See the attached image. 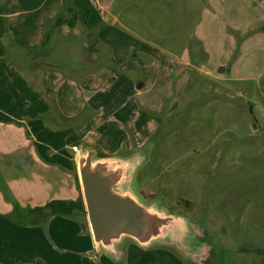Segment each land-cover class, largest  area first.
<instances>
[{"label":"rangeland","instance_id":"rangeland-1","mask_svg":"<svg viewBox=\"0 0 264 264\" xmlns=\"http://www.w3.org/2000/svg\"><path fill=\"white\" fill-rule=\"evenodd\" d=\"M204 1L106 0L102 7L107 5V16L94 4L88 22L87 7L79 6L77 31H89L97 49L107 43L113 51V64L97 63L94 71L102 72L97 80L113 78L112 91L121 97H115L111 107L131 108L136 105V99H129L132 95L139 97L144 111L140 123L130 122L129 128L118 114L109 120L113 124L105 125V108L95 113L87 106L63 123L92 134L98 125L94 132L101 138H91L109 144L124 133L134 139L137 129L147 137L121 189H129L149 211L182 221L177 225L173 220L175 225L154 234L158 236L149 245H139L165 251L160 255L170 264L174 255L182 264H261L264 256L243 250L264 249V72L253 84H221L212 70H198V59L205 54L195 28ZM112 18L117 22L111 25ZM55 44L58 41L51 46ZM78 46L61 44L58 52L70 56ZM145 49L153 52L150 60L141 55ZM185 52L193 58L192 72L179 88L170 77L174 72L183 75L179 69ZM138 82H144V88L136 90ZM74 172L77 175L76 168ZM79 190L82 197L80 185ZM0 216V222L21 227ZM75 219L88 223L86 214ZM132 240L125 237L115 246L122 250Z\"/></svg>","mask_w":264,"mask_h":264},{"label":"crops","instance_id":"crops-1","mask_svg":"<svg viewBox=\"0 0 264 264\" xmlns=\"http://www.w3.org/2000/svg\"><path fill=\"white\" fill-rule=\"evenodd\" d=\"M103 1L106 0H0L2 216L9 214L13 205L41 207L51 200H76L81 196L78 162L89 152L93 153L92 164L119 162L129 169L135 168L139 160V149L147 137L138 129L134 139L123 132L117 143L109 144L105 139L91 138L92 135L100 137L94 132L98 125L92 134L80 129L75 131L62 121L76 118L87 106L95 113L105 108V125L113 124L109 120L117 114L127 128L130 122L133 126L140 123L144 108L138 106L139 97H129L132 101L136 99V105L131 108L114 110L113 99L121 96L112 91L113 78L96 79L102 73H94L97 63L113 64V51L107 43L97 49L98 44L91 43L89 31L79 32L75 24L70 27L64 23L56 30L52 45L57 41L59 45L51 46L49 57L36 60L25 57L26 49L40 46L49 22L64 12L65 6L75 15L79 6H86L85 22H88L94 4L107 16ZM204 2L195 35L205 57L198 59L199 65L195 67L205 74L212 70L221 84L257 82L264 72V0ZM65 17L66 22L72 21L70 14ZM102 20L100 17L99 23ZM110 21L111 25L117 22L115 18ZM70 42L79 45L77 53L72 51V55L64 56L58 52L61 44ZM236 50L237 57L231 61ZM190 52H185L184 66L179 69L183 75L171 74L176 87L182 88L192 72ZM141 55L150 60L153 52L145 49ZM219 67L226 68L218 72ZM258 70L262 73H254ZM139 83L142 82L135 85L136 90L145 86L143 82L142 88L137 89ZM122 186L115 190L132 195L129 189L123 191ZM12 198L17 202L11 201ZM124 246L122 250L121 246H115L109 254L94 243L89 223L84 225L75 218L55 216L43 224L21 227L0 222V264H170L161 257L163 250L149 249L134 240ZM173 259L174 264H182L176 255Z\"/></svg>","mask_w":264,"mask_h":264},{"label":"water","instance_id":"water-1","mask_svg":"<svg viewBox=\"0 0 264 264\" xmlns=\"http://www.w3.org/2000/svg\"><path fill=\"white\" fill-rule=\"evenodd\" d=\"M136 88H142V83ZM92 156L89 152L79 160L78 174L88 223L97 246L113 252L116 243L125 237L149 245L151 239L158 236L154 234L165 231L167 225H175L173 220L176 224L182 221L149 211L130 193L117 192L115 189L128 180V166L119 162L92 164Z\"/></svg>","mask_w":264,"mask_h":264},{"label":"trees","instance_id":"trees-1","mask_svg":"<svg viewBox=\"0 0 264 264\" xmlns=\"http://www.w3.org/2000/svg\"><path fill=\"white\" fill-rule=\"evenodd\" d=\"M70 14L72 21L66 22L65 15ZM75 14L68 7H64V12L56 16L52 21L49 22L48 28L44 35V39L40 46L33 47L25 50V57L31 60L45 59L49 57L50 49L52 45L53 37L56 30L64 23H68L70 27L74 26ZM238 42L240 38H238ZM238 54V50L234 53L233 61ZM51 114V113H50ZM62 121H68L63 119ZM101 157H104L100 155ZM81 214H86L84 202L81 196L76 200H51L43 206L39 207H25L21 208L18 205H13L12 211L8 215H4L7 219L11 220L18 226H30L39 225L45 223L48 219L61 216L68 218H75ZM18 217V218H16ZM243 251L247 253H254L260 256H264V249L249 248Z\"/></svg>","mask_w":264,"mask_h":264}]
</instances>
